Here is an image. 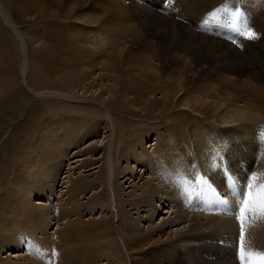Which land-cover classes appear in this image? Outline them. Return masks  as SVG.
<instances>
[{
    "label": "bare ground",
    "instance_id": "6f19581e",
    "mask_svg": "<svg viewBox=\"0 0 264 264\" xmlns=\"http://www.w3.org/2000/svg\"><path fill=\"white\" fill-rule=\"evenodd\" d=\"M45 1L53 3V0ZM66 1V10L81 11L76 21L70 18L63 23L60 35L58 33L60 38H57L62 48L73 52L70 58L61 57L68 64L61 69V80L72 93L49 89L42 91L44 96L82 105L80 108L84 109L78 112L90 109L89 113L99 114L94 106L103 102L98 100L103 97V91L99 95L91 92L98 82L95 73L100 67L105 73L117 70L118 76L113 83L119 84V74L124 71L122 65L115 62L114 53L120 51L119 61L122 62L123 58L134 60L127 64L131 72L141 76L151 74L152 79L159 77V84L164 81L172 87L170 92L169 89L165 92L171 94L174 90V94L181 99L178 104L183 101V113L189 114L187 110H193L195 115L191 114L189 119H172V122L177 121L181 125L164 130L152 143L146 142L149 134L145 133H135L124 139L125 126L118 124V119L108 108L104 109L105 120L100 125L107 133L105 138L109 139L106 162L108 194L105 190L103 192V173L99 169V158L95 156L101 145H96L98 141L83 147L89 134L79 136L91 120L72 116L71 126L77 129L75 136L67 142L51 145L47 142L51 138L45 135L54 131L56 137L63 138L57 128L68 125L67 120L49 119L43 114L28 120L25 130L18 137L15 133L10 140L15 141L18 147L24 144L25 154L19 161L17 170L21 169V172L16 173L11 189L8 187L0 195V232L8 238L6 243L11 242L12 249H15L2 255L5 244L0 234V264H94L96 258L100 261L107 259L106 264H111V259H114V264H120L115 260L117 247L126 251L125 264H129L128 261L131 264H240L239 214H234L231 207L235 203L240 204L242 197L238 195L240 191L236 196L231 195L219 182L227 172H233L228 156L234 144L246 142L248 149L264 148L263 29L260 31L263 41L260 43L251 41L235 46L221 40L220 34H214L208 28H195L190 33L188 28L171 22L172 25L164 24L168 27L163 28L161 15L154 13L156 7L145 0ZM31 3L42 10L41 0ZM172 6L183 12L202 14L204 18L209 14L211 19L218 12H208V8H188L184 0H173ZM0 16L21 43V75L24 80L30 70V45L27 46V39L2 0ZM36 62L37 67L33 63L31 67L38 68L40 72L46 69L44 63ZM198 116L203 120H198ZM38 121L43 123L40 132L25 146ZM52 121L58 123L56 129L51 126ZM7 124L11 123L0 116V141L8 132ZM204 124L212 130L204 128ZM147 147L153 148L148 150ZM252 156L253 167H259L257 174L262 177L254 182L257 186L262 185L264 154L261 158ZM66 161H71L67 165L68 170H64ZM92 164L94 167L90 170H93L86 173ZM219 164L223 165V171L212 175L218 179L219 186L206 188L202 199L191 197L190 192L189 196L185 186L192 188L198 183L201 178L198 166L202 165L203 174L209 179ZM76 169H81L77 177L72 175ZM172 175L181 178L182 187H179L181 183L173 187L176 177ZM251 178L253 174L250 171L246 179L239 183L249 184ZM60 182L61 189L58 190ZM207 190L217 192V196H211ZM216 197L226 200L227 206L217 205ZM122 207L126 229L121 221L117 223L121 220ZM200 207L202 210H194ZM98 209H102V216L93 219V222L104 233L106 243L97 253L94 251L95 260L89 262V250L79 251L80 246L73 244L77 242L78 232L86 221V213L94 214ZM163 212L169 216L156 222V216ZM248 219L251 222L245 228L248 250L264 252V217L248 215ZM55 224L57 228L51 232L50 228ZM253 225L256 227H251ZM167 227H176L175 232L167 231ZM249 230H253L252 233ZM183 235L186 236L183 238ZM179 237L181 240H177ZM258 238L260 246L257 245ZM197 241L200 243L197 244ZM16 242L17 246L14 245ZM185 244H192L193 247ZM23 245L26 247L21 251L18 247Z\"/></svg>",
    "mask_w": 264,
    "mask_h": 264
},
{
    "label": "rangeland",
    "instance_id": "374dc122",
    "mask_svg": "<svg viewBox=\"0 0 264 264\" xmlns=\"http://www.w3.org/2000/svg\"><path fill=\"white\" fill-rule=\"evenodd\" d=\"M33 1L35 0H2L4 6L9 10L11 15L15 17L14 19L16 26H18V29L21 30L22 35L27 39V46L30 45L28 46V55L31 64L30 70H28L29 73L27 75V78L24 79V83L21 75V67L23 62L21 43L18 41L12 28L6 25L0 16V116L4 117L5 122L11 123L7 124L8 132L5 133L4 137L0 141V195L8 187H10L11 189V182L16 176V173L21 172V169L17 170V168L19 166L20 159L25 154L24 144L22 145V147H18V144L15 141H10L11 138H14L13 136L15 135V133L18 137L23 132V129L25 130L24 127H26V125L28 124V120H30L34 116H40L41 114L47 115L49 119L59 118L58 120H67L68 123V125L66 124L64 126H61L62 128H57V126H59L58 123L56 121H52L51 126L55 129L57 128V132L60 136L62 135L63 138L56 137V132L54 131L53 133L49 132V134L45 136L47 137L49 135V137L53 140H47V142H51L50 145L52 143L55 144L61 141L67 142L75 136L74 133L77 132V129L74 126H71L70 119L73 118L72 116L75 115L79 117H85L91 120V123L82 129L79 136L89 134L87 139L85 140L86 142L82 145L83 147L89 145L90 143L95 144V142L97 143L98 141L99 142L96 145H101L99 149H95V156L99 158V169H101L103 173L105 183L103 192L106 191L105 193H107L106 185L108 184V181L106 174V162L108 158L107 151L109 150V148L107 144L109 142V139L105 138L107 133H104V129L101 127L102 125H100V122H103L105 120L104 109L108 108L118 119V124L121 123L122 127L125 126L124 129H126V134H124V139L131 137V135L135 133H145L149 134L146 142L153 141L152 143L158 140V134H161L164 130H167L169 127L176 129L181 125L180 122H172V119H178L179 117H187L189 119L192 116L191 114H195L193 113V110H187L189 114L183 113L184 110L181 106L183 101L178 104L181 99H178L177 95L174 94V90L171 92V94H167L165 91L169 89L168 92H170L172 90V87H170L169 84H165L164 81L163 83L159 84V77H153L152 79L151 74L141 76L136 72H131L130 68L127 67V64L134 62V60L130 61L123 58L122 62L119 61L120 51H116V53H114L115 62L119 65L121 64L124 71L123 73L119 74V84L115 85L113 83V80L118 76L117 70L109 72L106 71L105 73V70L101 69L100 67V69L95 73V75L98 76V78L96 77L98 82L97 86H94L91 89V92L95 91L94 94L99 95V92L103 91V97L98 99L103 102L98 103V106H94L95 110H97L99 114L95 115L94 113H89L91 111L90 109L88 111L85 110L87 112H78V110L84 109L80 108V106L82 105H74L75 103H68L63 99L48 95L44 96L45 94L42 91L49 89L72 93L65 88V84L61 80V75L63 73V70L61 69H65L68 66L66 60H61V57L70 58L73 52H69L68 49L62 48L57 43V38H60L58 36V33L60 35V30H62L64 24L67 21H70V18H73L72 20L76 21V19H78L77 16H79V13L81 11L72 12L66 10L64 8V5L67 3L66 0H59V2L57 0H53V3L41 0V2H43L42 10L34 7V5L31 3ZM145 1L151 2L152 6L154 8L156 7L155 9H157V11H155L154 13L158 16L161 15L160 18L162 17L163 19V28L168 27L164 24L172 25L175 23H177V25L180 27L188 28L191 31L190 33H192L195 28H201L203 30L208 28L212 33L218 35L220 34L219 36L221 37V40H227L226 42H230L235 46L245 42L255 41L260 43V41H263V37L260 38V31L262 29L264 31V0H184V3L188 8L192 7L197 10L200 8H208V12H210L211 10L218 11L212 19L209 14L204 18L202 14L200 15L192 12H183L181 9L172 6L173 0ZM200 4L203 7H201ZM223 9H227V12H225ZM237 11L240 12L241 15L233 16L232 13ZM253 28H256L257 30H253ZM251 33H255V35L253 36L251 35ZM210 37L212 36L210 35ZM202 40H207L208 42L211 41L210 39ZM206 45L210 46L208 44ZM36 60L38 62L40 61V64L41 62L45 64L44 67L46 69L44 68V72H40L38 68H36L38 65ZM10 63L12 66L10 65ZM32 63L34 66L36 64L35 68L31 67ZM9 66H11L12 69H10ZM249 71V66H247V72ZM237 75L238 77L240 76L239 74ZM240 77L246 78V76ZM27 81L29 83H27ZM77 90H79V88ZM246 91L250 93L248 88ZM41 93H43V95ZM185 95L186 94H184L183 97ZM64 115H67L68 117H61ZM198 120L202 121L203 118L201 116H198ZM42 125V121H38L37 125L32 128L33 132L26 140L25 146H27V144H29L30 141L33 140L34 136L40 132ZM203 127L209 131L212 130V128L206 124H204ZM256 129L258 131V128ZM207 136L209 138L212 137L211 134H207ZM10 144L13 148H11ZM7 147L10 151L7 149ZM79 147L81 148V146ZM153 147H147V149L149 150ZM74 150L77 151V148H74ZM14 153H16V155L13 157ZM252 154L261 158L264 154V148L257 147L255 149H248L246 142L234 144L230 148L228 163L233 172H227L225 174V177L220 180L219 184L222 187H225L233 196L237 195L233 194V188H235L236 193H238V191L246 192L248 190V184L245 182V184L243 185L239 183V181H244L250 171L251 174H253V177H256L255 179L251 178V182H249L253 185L252 191L256 192L255 188L258 189L261 186V184L257 186L254 182V180L258 181L262 177L257 174V171L259 172V167H253L254 157L252 156ZM71 156H73V152ZM74 160L76 159L74 158ZM70 162L71 161L65 162L66 166L64 170L69 169L67 165H69ZM91 167H94V164L90 165L85 172L90 173L93 170H90ZM197 170L200 171L201 178L198 179V183L193 185L192 188L186 185L185 191H188V195L190 192L191 197L193 196L195 199H202L203 193L206 191V188L211 185L214 187L219 186L218 179H215L213 176L215 172L223 171V165L219 164L218 168H215V170L210 174L211 178L209 179L205 178V173L203 172L204 168L202 167V165H199ZM79 171H81V169H76V172L75 170H73L74 174L72 175L75 177L79 176ZM63 176L64 174L62 175V178ZM173 177H176L173 187H177L178 183H181L179 187H182L183 183L181 178L177 176ZM210 179H212V182L210 181ZM61 182L58 183V185H61ZM60 185L58 187V190L61 189ZM207 192H210L211 196L213 197L217 196V192L211 190H207ZM223 195L226 196V194ZM81 197H83V195H81ZM37 198L44 199V197ZM240 206L241 203H235L231 207V211L233 213L235 212L234 214L236 215L239 214L238 208H240ZM198 209L202 210L201 207L194 210ZM236 209L238 212L236 211ZM123 210L124 208L122 207V209L120 210L121 220H117V223L119 224V222L121 221L123 228L126 229V216H124L125 212ZM101 213L102 209L96 210L94 214L86 213V215L84 216L86 218V221L83 225V228H81L78 232L77 242L73 244L80 246L79 251H83L84 249L89 250V262L95 260V252L97 253L101 248L104 247L106 243V239L103 238L104 233L100 230V227L97 226L95 222H93V219L100 218L102 216ZM166 215L169 216V214H166L165 212L159 213V215L156 216V222H161L162 218ZM248 215H253V217L255 215H258V217H260L258 213H250ZM247 220L249 221V219ZM248 221H246L247 227H249V223H251ZM251 227H256V225H253ZM260 227L262 226L260 225ZM56 228L57 224L51 227L50 231L54 232ZM175 228L176 227H173L171 229V227H169L167 231L172 230V232H175ZM246 231L248 232V230ZM252 231L249 230V232L251 233ZM0 234L5 244V251H3L2 255H6L15 251V249H12L13 244L11 242L6 243L8 238L4 237L3 233L0 232ZM8 234L9 233L7 232V235ZM185 236L186 235H183V238ZM177 240H181V237L177 238ZM258 241L259 242L257 243V245H259L260 243L259 238ZM199 243L200 242L197 241V244ZM17 244L18 242H16L14 245L17 246ZM185 245H191L190 247H193L192 244ZM25 247L26 245H23L18 248L22 251L25 249ZM116 252L118 253L115 259L116 262L125 264V261L127 260L125 257L126 251H123L122 249L119 250V248L117 247ZM113 260L114 259H111V264H114ZM106 261L108 260L104 259L100 261L96 258L94 264H106ZM128 263L131 264L129 261Z\"/></svg>",
    "mask_w": 264,
    "mask_h": 264
},
{
    "label": "snow or ice",
    "instance_id": "6c2138e0",
    "mask_svg": "<svg viewBox=\"0 0 264 264\" xmlns=\"http://www.w3.org/2000/svg\"><path fill=\"white\" fill-rule=\"evenodd\" d=\"M227 12V9H223ZM214 15V13H213ZM233 16H240V12L232 13ZM255 35V33H251ZM253 179H255L253 177ZM248 190L241 191L238 193L241 199V206L239 208V220L240 234H239V253L238 258L240 264H264V252L259 251H250L248 242L245 238V228L246 221L248 219V214L258 213L261 217H264V184L259 187V190L256 192L252 191L253 185L251 183L247 186ZM233 194L236 195L235 188H233ZM217 205L227 206L228 202L222 198L216 197L215 200Z\"/></svg>",
    "mask_w": 264,
    "mask_h": 264
}]
</instances>
